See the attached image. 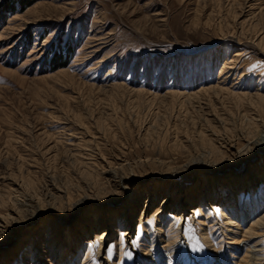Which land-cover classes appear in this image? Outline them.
<instances>
[{
	"label": "rangeland",
	"instance_id": "374dc122",
	"mask_svg": "<svg viewBox=\"0 0 264 264\" xmlns=\"http://www.w3.org/2000/svg\"><path fill=\"white\" fill-rule=\"evenodd\" d=\"M0 264H264V0H0Z\"/></svg>",
	"mask_w": 264,
	"mask_h": 264
},
{
	"label": "bare ground",
	"instance_id": "6f19581e",
	"mask_svg": "<svg viewBox=\"0 0 264 264\" xmlns=\"http://www.w3.org/2000/svg\"><path fill=\"white\" fill-rule=\"evenodd\" d=\"M225 67H226V66H225ZM228 67H229V66H228ZM245 161H249V159L244 160V161L242 162V166H243V164H244ZM231 167L234 168V167H236V166L234 165V166H231ZM239 170H241V169H239ZM250 235H251V234H250ZM258 237H259V236H258ZM233 243H235V242H232V244H233ZM255 245H259V242L256 243Z\"/></svg>",
	"mask_w": 264,
	"mask_h": 264
},
{
	"label": "trees",
	"instance_id": "16d2710c",
	"mask_svg": "<svg viewBox=\"0 0 264 264\" xmlns=\"http://www.w3.org/2000/svg\"><path fill=\"white\" fill-rule=\"evenodd\" d=\"M57 67L59 68V66H57ZM57 67H56V68H57Z\"/></svg>",
	"mask_w": 264,
	"mask_h": 264
}]
</instances>
